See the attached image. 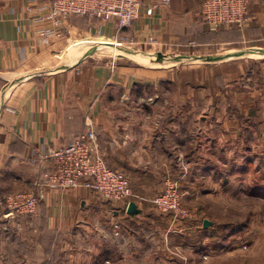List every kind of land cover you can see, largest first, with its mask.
I'll return each instance as SVG.
<instances>
[{"label": "crops", "instance_id": "1", "mask_svg": "<svg viewBox=\"0 0 264 264\" xmlns=\"http://www.w3.org/2000/svg\"><path fill=\"white\" fill-rule=\"evenodd\" d=\"M47 1L0 0V196L30 189L39 172L31 158L68 145L88 127L108 164L130 178L136 196L113 202L84 187L49 189L37 215L0 225V264H231L228 244L215 242L208 202L217 182L223 189L233 171L243 170V163H234L245 159L239 145L248 141L247 128L260 129L263 121L264 0L251 2L239 41L205 39L212 30L201 16L204 0H143L132 28L119 32L114 21L93 17L80 27V17H70L45 45L36 34L43 23L33 21L41 15L35 7ZM154 2L159 8L148 15ZM233 29L223 26L215 35ZM117 36L127 40L124 46L165 55L228 46L231 56H218L205 71L169 73L167 65L118 56L119 47L98 46L113 56L84 55L83 49ZM248 44L257 57L240 56ZM247 74L250 86L239 85ZM251 133L255 143L264 139ZM170 183L183 195L185 216L163 213L151 202ZM131 201L137 215L127 212ZM205 220L212 224L205 227ZM259 235L241 236L249 248L236 251L240 264H264Z\"/></svg>", "mask_w": 264, "mask_h": 264}, {"label": "built area", "instance_id": "2", "mask_svg": "<svg viewBox=\"0 0 264 264\" xmlns=\"http://www.w3.org/2000/svg\"><path fill=\"white\" fill-rule=\"evenodd\" d=\"M253 0H204L201 16L212 31L222 26L244 27L249 20V7ZM168 4L170 0H161ZM143 0H48L39 7L41 11L33 23H43L36 31L40 43L49 45L61 34V29L73 15H86L102 22L114 21L118 31L132 28L140 15ZM160 3L147 8L152 15ZM117 45L124 46L127 40L115 37ZM150 42L155 43L153 38ZM31 162L39 167L37 177L27 190H19L0 196V225L4 221L21 216H35L46 192L84 187L101 199L113 202L126 201L136 196L131 189L130 178L112 168L102 154L97 135L92 127L80 132L74 141L64 146L50 147L37 152ZM50 165L49 170L44 167ZM183 195L176 185L155 196L151 202L163 213L187 215L183 208ZM121 223L115 224L116 235L121 234Z\"/></svg>", "mask_w": 264, "mask_h": 264}, {"label": "rangeland", "instance_id": "3", "mask_svg": "<svg viewBox=\"0 0 264 264\" xmlns=\"http://www.w3.org/2000/svg\"><path fill=\"white\" fill-rule=\"evenodd\" d=\"M87 36L93 37L94 35ZM114 44H116L114 39H112L110 43H95L96 46H94V48L87 47L83 49L85 50L83 53L84 55L90 53H98L99 55L113 56L114 53L112 49H106L104 47L98 46H108L110 48H114L116 47ZM117 47H119V45H117ZM228 48V46H216L215 49L210 51L198 49L188 51V53L181 50L177 52L171 51L167 53L165 61H163V65H167L165 66V68L169 69V73H175L176 71H179L184 67V70H187L190 67H200L198 69H202L201 67L204 68L208 66L209 63L214 62L218 56H231L226 54ZM99 49H104V51H100ZM252 49V46H249V44L244 46L242 48V53L244 54L240 56H245L244 58L257 57V52L252 51ZM205 69L206 68H204L203 71H205ZM247 76L249 77L248 80H242V82L240 81L239 85H242L244 87H246L247 85L250 86L251 75L247 74ZM243 81L245 83H243ZM232 82V80H228L226 81L225 85L227 84L229 87H231L230 84H232ZM168 88L173 90L172 82L170 87ZM166 100L168 104L172 103V97H168L166 98ZM225 105L229 107V103H226ZM235 111L237 110L235 109ZM262 120V122L257 124L260 129H253V126L247 128L246 136L248 137V141L244 145H239L241 149L238 151L239 153H245V159L240 158L239 160H234V163H236L237 165L243 163V170L240 169L233 171L229 175L232 178L231 182L227 184L228 186L224 184L226 186L223 189H221V187V190L218 189L219 184L217 182V187L212 193L213 201L211 200L210 202H208L210 205H212L209 211L210 213L208 214H210L212 219L215 221L213 231L218 234L216 236L215 242L218 241L224 243L225 245L228 244L226 246H228V248H230L231 250V264L241 263L239 261L241 258V254H239L240 257L238 258V252H236L238 249L249 248L248 243L246 244V246L243 244L244 241L241 239L243 233L247 234V236L250 238H254L257 236V234H260L256 239H259L260 247L264 248V156L262 157V155L264 154V139L258 137V141L257 143H255V139L251 138V132H253V130L257 131L259 135L262 134V136L264 137V117H262ZM260 130L261 133L259 132ZM228 146L231 147V153H236V151L232 149L234 145L230 144ZM261 162L263 167L261 165ZM235 167L237 168L238 166H234V168ZM219 180H221V178H219ZM256 189H261L260 193H258L257 191L254 192ZM196 209L197 208L194 209L195 212ZM195 212L190 210L189 213L193 214ZM181 216L184 215L180 214L178 217ZM232 251L234 254L232 253ZM214 260L215 262H217L221 259L214 258ZM219 263H221V261H219Z\"/></svg>", "mask_w": 264, "mask_h": 264}, {"label": "water", "instance_id": "4", "mask_svg": "<svg viewBox=\"0 0 264 264\" xmlns=\"http://www.w3.org/2000/svg\"><path fill=\"white\" fill-rule=\"evenodd\" d=\"M118 50H119L118 56L127 57L137 62L146 60L151 63H162L166 57V55L160 50L144 51V50L132 49L127 46H120ZM127 212L130 215H137L138 213H140V209L135 201H131L129 203ZM211 224L212 222L209 220L204 221L205 227H208Z\"/></svg>", "mask_w": 264, "mask_h": 264}, {"label": "trees", "instance_id": "5", "mask_svg": "<svg viewBox=\"0 0 264 264\" xmlns=\"http://www.w3.org/2000/svg\"><path fill=\"white\" fill-rule=\"evenodd\" d=\"M75 17H80L76 22H77V25L80 26V27H85L87 25H89V16H86V15H73L71 16V18H75ZM96 20H99L98 18H94ZM75 21V20H73ZM223 27V26H222ZM234 29L232 31H230L231 33L229 34H224L222 37L219 35H215V33H217L218 31H210V35L207 36V38L205 39H210V37H214L215 39L218 38L219 40L220 39H233L234 41H239L242 39V32H241V28L242 27H239L237 25H233L232 26ZM220 31V30H219ZM261 165H262V162H261ZM263 167V165H262ZM41 203V202H40ZM41 231H43V227L41 228ZM50 238H48V241H49Z\"/></svg>", "mask_w": 264, "mask_h": 264}, {"label": "bare ground", "instance_id": "6", "mask_svg": "<svg viewBox=\"0 0 264 264\" xmlns=\"http://www.w3.org/2000/svg\"><path fill=\"white\" fill-rule=\"evenodd\" d=\"M112 42H113V41H112ZM114 45L117 47L116 44H114ZM118 49H119V48H118ZM141 63H148V61H146V60H142ZM154 64H157V65H163V62H162V63H154Z\"/></svg>", "mask_w": 264, "mask_h": 264}]
</instances>
